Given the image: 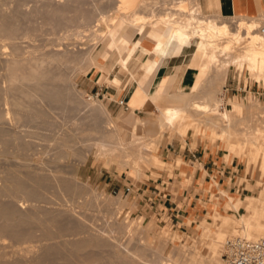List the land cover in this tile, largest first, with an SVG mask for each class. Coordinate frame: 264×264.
<instances>
[{
    "label": "rangeland",
    "instance_id": "rangeland-1",
    "mask_svg": "<svg viewBox=\"0 0 264 264\" xmlns=\"http://www.w3.org/2000/svg\"><path fill=\"white\" fill-rule=\"evenodd\" d=\"M150 1L155 2L154 8L158 4L156 11H159L158 14L162 13V16L165 15L164 17L173 15L175 12L178 13V11L183 13V10L184 12L187 11L197 2L185 0L187 4L180 5L173 3L174 0H146L151 4ZM143 3H145L144 0H0V17L12 16V24L14 23L13 27H15L16 32L12 33L15 37L12 34L13 37H10L11 35L4 37L0 34V212H2L0 213V264H108L111 259L115 261H111L112 264H124L119 258L121 255L124 256V253L127 254L125 255L127 258L130 254V259L136 264H148V260L159 257L158 254L167 257L171 253L182 257L189 264H218L222 262V247L218 254L212 255L211 251L220 247L223 239L228 235L243 231L237 224H228L227 219L224 221L221 218V215H229L234 218H239L240 215L238 216L237 212L229 209L230 202L220 189H227L229 193L237 196L238 212L242 211L244 203L251 204L252 198L260 195L259 197L262 199L259 200L260 204L253 205L256 211L253 219L255 220L258 215L264 217V208L261 205L264 201V189L259 190L253 187L242 190L246 178L251 182V186L258 181L264 182V171L261 172L256 168L258 157L247 169L244 155L241 154L236 157L232 155L230 150L227 151L224 141L219 135H215V130H210L206 124L198 123L200 125L197 124L199 127L197 129L194 125L196 121L191 120L188 123H193V125L189 126L187 123L188 129L185 134L180 135V133L174 132L169 136L165 132L166 130L160 134L155 121L159 113L157 107L154 105L146 108L144 106L139 107L140 110L137 113L145 122L144 133L148 138L155 141V143L151 141L153 145L155 144L151 151L152 161L148 165H142V174L144 173V175H141L140 178L127 168L119 167V163L124 158L119 157L118 162H108L107 156H96L95 145L90 148L87 147L88 141L90 142L92 138L91 134L102 131L104 117L93 116L92 112L89 113L90 111L81 103H77L78 101L66 100L63 102L61 100L62 103L61 101L57 103L54 102L55 99H52V96H50L52 101L48 97L53 94L56 86L59 85L58 89L61 86L60 89L63 90L65 85L64 89L76 93V96L79 97L78 100L83 97L93 101H101L111 117L116 119L117 114L125 110L126 106L116 104L115 100L120 98L121 92L133 83L132 80H128L129 74L120 69L117 63H113L112 68L107 72V76L116 75L120 79L118 85H112L105 81L106 76H99V71L94 70V68L81 72L78 69L77 71L74 70L71 63V69L68 64L62 67L63 64H59V66L56 63H50L48 67L52 69V72L55 73V68H57V73L58 70L59 72L61 70L63 75H66L67 81L64 80L63 83L61 81L58 85L52 84L56 85L55 87H49L51 82L47 85L48 80H44L43 82H46L44 90H47L48 93L39 91L32 98H23V95L20 96L17 94L18 92L9 89L8 80L5 76L6 69L10 66V54H17L18 52L21 54L35 53L38 56L49 50L63 48L68 52L66 58L71 59L72 52L80 50L81 47H86L91 50L92 55H95L102 47L103 41L99 38L101 36L98 33L97 36L99 35V37L96 39V34L94 33V36L90 31L100 10L110 14L118 9L129 15L134 12L131 10L135 9L133 5ZM211 8L212 6L203 8V11L206 14H219ZM141 11L143 10H139L140 13L144 12ZM240 16L243 14L234 17ZM229 17L230 15H228ZM0 20L2 19L0 18ZM228 20L234 22L233 16L232 19ZM100 26L103 28V24ZM159 30V28L150 29L146 39H148V35L153 38L158 36ZM65 33L69 36L64 35ZM9 37L11 40L8 39ZM133 39H136V36ZM183 50L181 51V68L188 61L193 45L185 47ZM110 56L107 61L114 62V57ZM130 64H128L129 68L136 69L134 60ZM235 76L246 82L249 89L246 93L227 92L223 97L226 104L223 106L224 110L230 109L227 100L232 99L233 101H240L245 107L256 101L261 108L263 107L264 112V78L257 81L253 77H249V72L245 67L239 68L237 65L230 64L224 80H216L213 83L216 93L218 91L217 95L222 96L221 84L231 82ZM205 80L206 77L204 76L194 93L201 95L206 85ZM92 84L94 86L95 84L112 86L111 88L116 89V93L113 96L94 94V87L91 89L84 87ZM257 91L258 93H255ZM18 99L21 100V105L18 107L21 109L17 113L13 102L14 100L18 101ZM5 102L9 105V112L5 113L6 120L1 118V114L3 115L5 108L8 107ZM164 104L166 103L161 101L159 106H164ZM222 110L220 109V111ZM197 114L195 113L192 119L194 117L203 119L204 114H198L199 116ZM92 131L94 132L92 133ZM122 135L127 140V135L124 133ZM185 142H190L189 148L199 142L217 148L223 160L232 161L233 164H236V167H233L236 168V171H233V176L227 181L226 186L224 182L219 183L216 180H211L207 187L200 190L199 201L206 206L203 213L195 215L193 218L189 216L188 218H192L191 221L188 218L181 221L180 216L178 221L172 224L166 211L154 210L148 204H143L142 195L139 190L135 189V186L139 182L155 178L158 175H162V180L169 184L165 176H173V168L181 163V158L172 157L170 160L171 154L167 153L169 157L166 158L163 153L168 152L166 149L168 145L181 148L185 146ZM173 158L179 159L177 165L168 166L167 163L162 162V160L173 162ZM186 162L189 160L187 159ZM192 164L194 167L200 166L196 160H193ZM88 173L89 178L87 177ZM180 174L182 180L174 182L172 185L174 197H179L176 195L178 187L191 181L189 173L180 171ZM104 177L106 180H115L116 183H103ZM19 179L21 184H19ZM65 182L66 186L70 184V187L67 188ZM123 183L133 184L129 194L120 193ZM231 184L232 186L229 188L228 186ZM117 188L119 192L111 191V189ZM244 192L250 194L243 195ZM250 195L255 196L251 197ZM113 199H118L120 203L126 201L119 213L114 212L110 207L109 201ZM212 206H216V209L221 213L215 218L214 228L216 231L213 230L214 228L205 229L206 223L210 225ZM260 209L261 211L258 212ZM6 210H11L13 214L10 211L7 213ZM15 210L20 214L16 213ZM246 211L248 212L244 209L242 213ZM220 220L224 222V225L221 224ZM127 222L133 224V230H135L133 233H129L123 227V223ZM184 223H186V228L180 226ZM198 225L199 227H197ZM16 226L18 229L15 231L20 230L17 234L23 233V235L19 234L21 237L12 229ZM96 240L108 245L98 244L100 247L96 246ZM140 240L147 242L149 247H143ZM213 240H218V242ZM80 244L82 248L79 249L80 246L77 245ZM141 257H147L148 260L145 261L146 259ZM152 263L150 262V264Z\"/></svg>",
    "mask_w": 264,
    "mask_h": 264
},
{
    "label": "bare ground",
    "instance_id": "bare-ground-1",
    "mask_svg": "<svg viewBox=\"0 0 264 264\" xmlns=\"http://www.w3.org/2000/svg\"><path fill=\"white\" fill-rule=\"evenodd\" d=\"M152 1H156V0H152ZM174 1L175 2L173 3L180 5L182 4L184 5L186 3L185 0H174ZM144 2L145 3L143 4L133 5L135 9H131V10H133L134 12L129 15L122 13L121 10L119 11L118 9L117 11H113L110 14L107 11L104 12L100 10L99 14H97L98 16L95 20V24L93 23L90 31L93 34L94 33L96 34V39L100 35L101 37L99 38H101L103 41L102 47L98 50V52L95 55H92L91 50H88V48L86 47L83 48L81 47L79 48L80 50L72 52L73 54L71 59L66 58V53L68 52L63 48H56L55 50H49L46 53L44 52V54L41 53L40 54L41 56L37 54L39 57L36 56L35 53L26 54L24 52L25 54H21L18 52L17 54L14 53L12 55L10 54L9 55V58L11 56L9 60L10 66L7 67L8 69H6L7 72L5 76L8 80L9 89L18 92L17 94L20 96L23 95V98L26 97L32 98L33 96H35L37 92L39 93V91L48 93L47 90L46 91L44 90L46 85L45 84L46 82H43L44 80L45 81L48 80L47 85H49L50 84L49 82H51V86L49 87L54 86L52 84L58 85L60 84L61 81H62L61 83H63L64 80L67 81L65 78L66 75L64 76L61 70L60 72L58 70L57 73V68H55L56 69L55 73L54 71L52 72V69L48 67V64L50 63L51 64L56 63V65L63 64L62 67L68 64L69 68L71 66L70 65L71 63L73 64L74 68L73 67L72 68L74 70L77 71L78 69L81 70V72L82 71L86 72L90 68H94L98 66L101 72L103 71L108 72L112 68L111 66L113 65V63H117L116 62L118 59L117 44L123 38L124 32L129 28H135L137 33L140 34V38L136 42L134 43L132 42L131 54L130 56L123 58L124 64L120 69L125 70L127 73L129 72L130 74L129 80L132 81L134 80L135 70H137L138 69L137 67L144 62L145 58L154 57V56H150V54L159 56L161 58H163L165 55H167L168 57L170 55L179 53L185 47H189L190 45H193V50L191 52V55L189 56L188 61L183 66V69L181 68V70L189 68L203 73L204 76L206 77L205 88L202 91L201 95L200 94L198 95L197 93L194 92H185L179 89L177 84H174L169 93L157 92L155 95L151 96V99L154 101L159 111L157 117L160 119L161 122L160 134H162L165 130H166L165 132H167L169 136L174 132H178L180 133V135L185 134L188 129L187 123L188 121L191 120L196 121L195 122L196 124L194 125L197 129L199 128L197 126L198 123L200 124L203 123V125L206 124L209 126L210 130H215V135H219V137L224 141L225 149L227 151L230 150L232 152V155L236 157H238V155L241 154L244 155L247 169L250 168L252 162L258 157L256 168L261 172H263L264 171L263 107L261 108L256 101H253L249 106L245 107L243 104H241L240 101L238 102V101H233L232 99H228L227 101L230 105V109L224 110L222 106L224 98L222 96H218L217 95L218 91L216 93V90L213 88V86H215L213 84L214 81L224 80L227 69L230 64L237 65V67L239 68L245 67L249 72V77H253L257 81H260V79L264 78V34H261L257 29V24L259 22L258 19L253 16H249V15L246 16V14H243V16L240 17H234L238 15V13L235 14L230 13L226 15L220 13L218 15L206 14L203 11V6L200 4L199 0H195L196 4H193L194 3L193 2L192 3L193 5L190 8H188L187 11L184 12L183 10V13H181V11L179 13L178 11L179 14L176 12L173 15L168 14L169 16H171L169 18V16L168 17L167 16L164 17L165 15L162 16L161 15L162 13L161 14L157 13L159 12L156 11V7L158 6V4H156L155 8L153 7V4L155 2L152 3L150 1L151 4L146 2V0H144ZM211 5H212V0H207L206 7H209ZM257 9H261L259 3L257 4ZM139 10H143L144 12L141 11L143 13H140ZM262 12L263 11H260V13L258 12V14L262 16L263 15ZM228 15H230L229 18ZM6 16L4 15V18L0 17L2 19L0 20V34L4 35V37L5 35L8 37L13 32L16 33L14 30L15 27H13L14 23L12 24V19H11L12 16L10 15H9L10 17H8V15ZM232 16L234 22L228 20L230 18L232 19ZM101 24H103V28H101L100 26ZM152 28L160 29L159 35L156 36L153 41L146 39V35L149 33L150 29ZM97 33L99 34L98 36ZM12 35L10 37L14 36ZM64 35H68V34L65 33ZM10 37L8 39H10ZM102 53H106L114 57V62L106 61L107 63L105 62L104 63L105 65L101 64L99 62L98 57ZM132 60H134V64L136 65L137 69H133V68L131 69L128 67V64H130ZM150 61H151L150 64L151 66L149 67V70L146 73V75L140 81L135 82V84L142 90L144 89L146 80L150 75L149 74L150 71L154 70L159 63L158 61H154V60H150ZM120 71L122 72V70ZM178 79L179 77L177 76L176 80ZM106 81L111 83L112 85H118L120 79H111V77H107ZM58 86H56L55 88H57ZM49 87L47 88L50 89ZM64 87L63 90L66 89V88L64 89ZM55 88L53 90L54 92H52L53 94L49 95L48 97L50 98V96H52V99H55L54 102L59 103L58 101L61 100H63V102H65L66 100L75 101V102L78 101L77 103H81L82 105H84L83 107L88 109L90 111L89 113L92 112L91 114H93V116L104 117L102 124L103 129L101 127L102 131L100 130V132H96L95 130L96 133L94 134H96V136H94V134H91L92 138L90 139V142L88 141L89 144L87 145V147L89 148L95 145L96 156L99 155L107 156L108 162L109 161L118 162L119 157L124 158V160L119 163V167L127 168L131 172L135 173V175L138 178H140L141 175H144V173L142 174L143 172L142 165L144 164L148 165L150 164L149 162L152 161L151 151L152 149H154L155 146V144L153 145L152 142L155 143V141H153L152 138H148L147 136L144 135L142 131V122L140 120V117L138 116V113L134 111L133 107L128 106L125 110L118 113L116 119H113L110 113L108 112V110L106 109L105 105L101 101L100 102L93 101L91 99H86L83 97L82 99L81 96H80L81 100H78L79 97L76 96V93L70 92L68 91V89H67L68 92L66 90L63 91L60 89L61 86L59 87L60 90L58 88L55 90ZM11 92L14 93L13 91ZM20 101L21 100L18 99V101L14 100L13 102V106L17 113L18 110L21 109L18 108L21 105ZM161 101H164L166 104H164V106H159V103ZM7 106L8 107L5 108L3 115L1 114L2 116L1 118L5 120H6L5 118L6 114L9 112L8 110L9 105L7 104ZM220 109L223 110L220 111ZM195 113L204 114L205 117L203 116V119L200 118L202 120L195 117L194 119H192ZM190 125H193V123L189 124V126ZM93 132L94 131H92V133ZM123 133L124 135H127V140L124 139L122 135ZM155 139H157V137ZM18 181L20 182V179ZM14 183H18V182H14ZM19 184H21V182ZM69 185L66 186V182H65V186L67 188L70 187ZM243 186L244 187H242V190L252 189L253 187L258 188L259 190H263L264 182L258 181L256 184L251 186V182L249 181L248 178H246V182L243 184ZM242 194L249 195L250 193L244 192ZM105 201L107 202V200ZM118 201H119L118 199H113L109 201V204H111L110 207L116 213L117 212L119 213L121 207L123 208L122 206L123 203L126 202L123 201L120 203ZM259 204H260L259 201H255L254 203L251 204L245 203L244 209L248 210V212L246 211L245 213H241L239 218H234L229 215L222 216L221 213L216 209V206H214L212 207V211L210 212V216H211V220L209 221L210 225L206 223L205 229L206 230H209V228L213 229L214 222L216 221L215 218L221 215V218H223L224 221L226 219L229 221L228 224L232 225L235 223L234 225L237 224V226L241 227L243 230L241 232H236L231 235H240L245 238L248 237L247 239H256L258 237H264V217L262 215H258L256 216L255 220L253 219L256 212L253 205L256 206ZM261 205H263L264 208V201L263 204ZM229 209L232 210L233 212L234 211L236 212L237 210L236 207L234 208L232 206H230ZM8 211L12 213L11 210ZM8 211L7 213H9ZM259 211H261V209L258 210V212ZM123 224H124L123 227H125L126 228L125 230H127L129 233L131 232L133 233V231H135L133 230V226H132L133 224L131 222H127ZM221 224L224 225V222L221 221ZM19 226L21 227V225ZM201 228L203 227L201 226ZM12 229L16 234L17 232L20 231V230L15 231V229H18L17 226L16 228H12ZM213 230L216 231V228H214ZM244 232L246 233L247 237ZM24 233L26 232L24 231ZM20 235H23V233ZM20 235L19 237H21ZM97 241L98 240H96L97 245L96 244L93 245L99 246L102 244L104 245L107 244ZM142 241L140 240V242ZM213 241L218 242V240H213ZM142 243H143L142 244L143 247L145 248L149 247L147 242H142ZM77 246H80L79 249L82 248L81 244ZM221 247L222 244L220 247L214 248L211 251V254L212 255L218 254L221 251L220 249ZM118 253L120 252L118 251ZM127 253L129 254V252ZM123 255L124 256L121 255L120 257L117 255V257L121 258L124 264L134 263L132 262L133 260L130 259L131 258L130 254H129V258L125 256L127 255L125 253ZM158 256L159 257L150 260L146 259L147 257L146 258L141 257V258L144 260L146 259L145 261L148 260L149 262L148 264H150V262L151 263L153 262L152 264H189L188 262L184 261L182 257H178L177 255L174 254L172 255V253L167 257H163L161 254H158ZM117 257L116 259H118ZM110 258L107 259L110 260ZM43 259L41 260L43 261ZM111 261L115 262L114 260L111 259L108 264L110 263L112 264ZM218 264H223V263L219 262Z\"/></svg>",
    "mask_w": 264,
    "mask_h": 264
},
{
    "label": "crops",
    "instance_id": "crops-1",
    "mask_svg": "<svg viewBox=\"0 0 264 264\" xmlns=\"http://www.w3.org/2000/svg\"><path fill=\"white\" fill-rule=\"evenodd\" d=\"M206 1L207 0H199L204 9H206ZM258 3L260 4L262 10L257 9ZM211 6V9L213 11L220 14L238 13L253 17L258 15V12L260 13V11H263L262 13L264 14V0H212ZM134 36H136V39H133ZM139 38L140 34L137 33L135 28H129L124 32L123 38L117 44L118 59L116 62L119 68H121L124 64L123 58L130 56L132 42H136ZM147 38L151 41L154 40L151 35H148ZM150 56L154 57L146 58L144 62L137 67L138 69L136 68L137 70H135L134 72L135 81L133 80V83H131L127 87V89H125V91L121 92V95L119 96L123 97L126 101V108L128 106H131L134 108V111L136 113L138 110H140L139 107L141 106H144V108L150 105H154L155 107H157L154 101L151 99V96L155 95L157 92L169 93L174 84H177L178 88L185 92H194L201 84V81L204 79V74L197 70L189 68L181 70V51L168 57L167 55H165L163 58L153 54H150ZM108 57V54L102 53L98 57L99 62L105 65L104 63L107 61ZM150 60L158 61L159 63L154 70L150 71V75L146 80L144 89L142 90L135 84V82L140 81L146 75L149 67L151 66ZM94 70L99 71V76L105 75L106 81L108 77L106 71L101 72L98 66L94 67ZM177 76L179 77L178 80H176ZM111 79L119 78L116 75H113ZM84 87H87L88 89L94 87L95 91L105 96H113L116 93L115 88H111L112 86H107L106 84H95V86L94 84H92L91 86L85 85ZM157 119L159 120V122ZM140 120L142 122V131L144 133L145 122L141 119V117ZM155 121L157 122L159 133H161L160 119L157 117L155 118ZM144 135L146 136L145 133ZM189 143L190 142H185V146L181 148L179 146L175 147L172 145H168L166 148L168 152L163 153L166 158L169 157L167 156V153H170V160L172 159V157L181 158V163H179L178 165L177 163L179 162V159L177 158H173V162H165L161 159L162 162L164 164L167 163L168 166H171V164L177 165L173 168V176H165L169 184L166 181L162 180V175H158L155 178L146 179L145 181L139 182L135 186V189L139 190V193L142 195L141 200L143 201V204H148L154 210L158 209L159 211H166L172 224H175L180 216V220L182 221L184 218H188L189 216L193 218L195 215H200V213H203L206 210V206L201 204V201H199L200 190L207 187L211 180H216L219 183L224 182V185L226 186L227 181L233 176V171H236V168H233L236 167V164H233L232 161L227 162L226 160H223L222 155L219 153L217 148L203 142H199L192 148H189ZM187 159L189 160V162H186ZM193 160H196L200 164V166L194 167L192 164ZM170 170L172 169L170 168ZM180 171L189 173L191 176V181L189 183L186 182L184 183V185L178 187L176 190V195H178L179 197H174L172 192V185L174 184V182L182 180ZM87 177L89 178V173ZM103 183L116 182L115 180H106V177H104ZM231 186L232 184L228 187L230 188ZM220 191L225 194V197L230 202V205L234 208H237L236 212L239 216L244 211L245 203L242 205V211L238 212L239 203L237 200V196L232 195L227 191V189L224 188H221ZM250 196L253 197L254 195ZM259 196L252 198L251 203L262 200ZM192 218L188 219L191 221ZM199 225L197 227H199ZM180 226L182 228H186V223L180 224Z\"/></svg>",
    "mask_w": 264,
    "mask_h": 264
},
{
    "label": "built area",
    "instance_id": "built-area-1",
    "mask_svg": "<svg viewBox=\"0 0 264 264\" xmlns=\"http://www.w3.org/2000/svg\"><path fill=\"white\" fill-rule=\"evenodd\" d=\"M263 14V13H262ZM258 19L257 29L261 34H264V14L255 16ZM222 97L229 91L234 93H246L249 86L243 82L238 76L233 77L231 82H223ZM255 93H258L255 92ZM94 94H99L94 91ZM258 95V94H256ZM115 103L125 107L126 102L123 97L115 100ZM226 105L223 101L222 106ZM133 184L123 183L120 193L124 195L132 191ZM112 192H119V189H111ZM221 260L223 264H264V237L256 239H247L240 235H229L222 242Z\"/></svg>",
    "mask_w": 264,
    "mask_h": 264
}]
</instances>
